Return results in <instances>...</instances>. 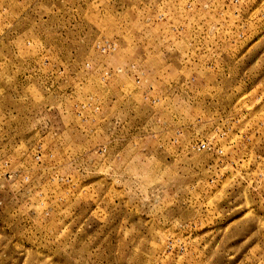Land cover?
I'll return each instance as SVG.
<instances>
[{"label": "rangeland", "instance_id": "rangeland-1", "mask_svg": "<svg viewBox=\"0 0 264 264\" xmlns=\"http://www.w3.org/2000/svg\"><path fill=\"white\" fill-rule=\"evenodd\" d=\"M0 264H264V0H0Z\"/></svg>", "mask_w": 264, "mask_h": 264}, {"label": "built area", "instance_id": "built-area-1", "mask_svg": "<svg viewBox=\"0 0 264 264\" xmlns=\"http://www.w3.org/2000/svg\"><path fill=\"white\" fill-rule=\"evenodd\" d=\"M114 50V46H112V45H109V44H107L105 47H103V51H105V50ZM204 149L205 148V145L204 144H201V146H200V149Z\"/></svg>", "mask_w": 264, "mask_h": 264}]
</instances>
